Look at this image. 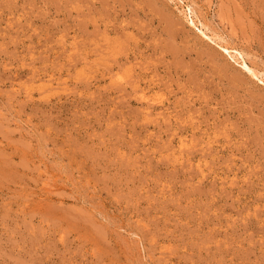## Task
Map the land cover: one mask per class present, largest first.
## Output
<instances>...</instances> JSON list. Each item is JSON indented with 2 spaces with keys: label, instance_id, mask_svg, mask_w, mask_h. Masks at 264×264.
<instances>
[{
  "label": "rangeland",
  "instance_id": "1",
  "mask_svg": "<svg viewBox=\"0 0 264 264\" xmlns=\"http://www.w3.org/2000/svg\"><path fill=\"white\" fill-rule=\"evenodd\" d=\"M0 264H264V0H0Z\"/></svg>",
  "mask_w": 264,
  "mask_h": 264
},
{
  "label": "bare ground",
  "instance_id": "2",
  "mask_svg": "<svg viewBox=\"0 0 264 264\" xmlns=\"http://www.w3.org/2000/svg\"><path fill=\"white\" fill-rule=\"evenodd\" d=\"M189 10H190V13L192 12V10H191V8L189 7L188 8ZM188 20H189V22H190V24L191 25H194V22H193V20L191 19V18H188ZM199 32L201 33V34H203L204 36H206L207 37V35H205V33H204V31H202V29L201 28H199ZM208 39H210L209 37H207ZM227 49H225V51H226ZM243 64V66L253 75V76H255V77H257L258 78V76H257V73H255L253 70H251V69H249L247 66H246V64H245V62H243L242 63Z\"/></svg>",
  "mask_w": 264,
  "mask_h": 264
}]
</instances>
